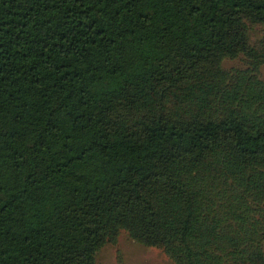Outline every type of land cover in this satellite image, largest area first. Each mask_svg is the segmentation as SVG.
Wrapping results in <instances>:
<instances>
[{
    "label": "trees",
    "instance_id": "16d2710c",
    "mask_svg": "<svg viewBox=\"0 0 264 264\" xmlns=\"http://www.w3.org/2000/svg\"><path fill=\"white\" fill-rule=\"evenodd\" d=\"M256 31L264 0H0V264H96L122 232L264 264Z\"/></svg>",
    "mask_w": 264,
    "mask_h": 264
},
{
    "label": "rangeland",
    "instance_id": "374dc122",
    "mask_svg": "<svg viewBox=\"0 0 264 264\" xmlns=\"http://www.w3.org/2000/svg\"><path fill=\"white\" fill-rule=\"evenodd\" d=\"M264 36V32L256 31L257 39ZM244 65L243 59L225 58L222 66L226 69L240 68ZM259 76L264 79V64L259 68ZM96 264H172L170 259L157 248L142 246L131 240L122 232L115 244L104 245L96 254Z\"/></svg>",
    "mask_w": 264,
    "mask_h": 264
}]
</instances>
